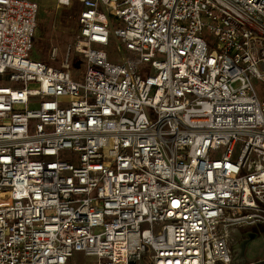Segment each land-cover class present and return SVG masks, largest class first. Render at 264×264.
<instances>
[{
  "label": "built area",
  "instance_id": "obj_1",
  "mask_svg": "<svg viewBox=\"0 0 264 264\" xmlns=\"http://www.w3.org/2000/svg\"><path fill=\"white\" fill-rule=\"evenodd\" d=\"M77 1L56 66L0 0V264H232L264 227V0Z\"/></svg>",
  "mask_w": 264,
  "mask_h": 264
},
{
  "label": "rangeland",
  "instance_id": "obj_2",
  "mask_svg": "<svg viewBox=\"0 0 264 264\" xmlns=\"http://www.w3.org/2000/svg\"><path fill=\"white\" fill-rule=\"evenodd\" d=\"M39 4V14L31 50V57L40 58L44 62L58 66L65 53L66 46L73 40L78 31L77 16L80 4L77 0L67 7H57L55 0H36ZM115 28V23L111 20V32ZM112 35V33H111ZM112 37L109 45L105 49L109 53L110 59L119 61L123 56L122 50L117 51V37ZM53 47H57V57L50 58ZM75 66H73L74 68ZM77 68V67H75ZM84 71L81 65L79 68L80 76ZM77 71L72 70V73ZM78 74V73H77ZM262 97V96H261ZM257 230V237L251 240L246 248V257L254 260L264 256V227L247 228L240 227L231 233L230 241L232 247L237 244L239 237L247 230ZM93 257H86L82 253H75L71 258V263L91 264ZM140 264H148L143 260Z\"/></svg>",
  "mask_w": 264,
  "mask_h": 264
},
{
  "label": "flooded vegetation",
  "instance_id": "obj_3",
  "mask_svg": "<svg viewBox=\"0 0 264 264\" xmlns=\"http://www.w3.org/2000/svg\"><path fill=\"white\" fill-rule=\"evenodd\" d=\"M252 233H257V230H247V232H244L240 237L239 241L236 245H234L233 249V257H232V264H243L246 262V256L245 258L242 255V251L244 249V255H246V248L251 240H249V237ZM258 234V233H257ZM242 243L245 244L244 247H242Z\"/></svg>",
  "mask_w": 264,
  "mask_h": 264
},
{
  "label": "water",
  "instance_id": "obj_4",
  "mask_svg": "<svg viewBox=\"0 0 264 264\" xmlns=\"http://www.w3.org/2000/svg\"><path fill=\"white\" fill-rule=\"evenodd\" d=\"M257 233H252L251 235H250V237H249V240H253V239H255L256 237H257ZM245 246V244L244 243H242V247H244ZM242 255H243V257L245 258V255H244V249H243V251H242ZM243 264H264V258H262V259H258V260H255V261H246V262H244Z\"/></svg>",
  "mask_w": 264,
  "mask_h": 264
},
{
  "label": "crops",
  "instance_id": "obj_5",
  "mask_svg": "<svg viewBox=\"0 0 264 264\" xmlns=\"http://www.w3.org/2000/svg\"><path fill=\"white\" fill-rule=\"evenodd\" d=\"M34 1H36V0H34ZM37 2V1H36ZM38 3V2H37ZM39 14V13H38ZM246 256V255H245ZM262 258H264V256L263 257H257V258H255L254 260H250V259H248V257H246V260L247 261H255V260H258V259H262Z\"/></svg>",
  "mask_w": 264,
  "mask_h": 264
}]
</instances>
